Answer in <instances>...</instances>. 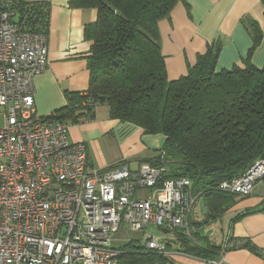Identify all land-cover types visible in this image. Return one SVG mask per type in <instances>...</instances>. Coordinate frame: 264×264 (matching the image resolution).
<instances>
[{"label": "built area", "instance_id": "2783aa9c", "mask_svg": "<svg viewBox=\"0 0 264 264\" xmlns=\"http://www.w3.org/2000/svg\"><path fill=\"white\" fill-rule=\"evenodd\" d=\"M15 16L0 10V264H122L129 251L166 255L178 233L192 238L196 197L189 178L167 177L163 149L138 169L123 162L93 170L87 142L71 141L65 122L37 111L48 38L22 29ZM263 180L264 155L220 187L248 196ZM203 260L227 264L223 253Z\"/></svg>", "mask_w": 264, "mask_h": 264}, {"label": "trees", "instance_id": "16d2710c", "mask_svg": "<svg viewBox=\"0 0 264 264\" xmlns=\"http://www.w3.org/2000/svg\"><path fill=\"white\" fill-rule=\"evenodd\" d=\"M179 1L70 0L72 7L97 10L96 20L84 30L91 42L86 56L89 87L86 92L70 91L67 104L49 117L77 124L93 119L96 107L106 104L110 118L139 126L145 134L165 135L162 149L171 168L167 177L189 178L195 204L203 199L208 215L216 218L242 196L221 189V184L242 175L264 155V66L251 62L264 28L257 20L243 18L253 44L242 64L218 71L222 43L215 41L197 54L186 74L171 80L159 21L169 17ZM5 8L15 12V22L22 29L48 35V2L0 0V10ZM156 157L146 162L155 163ZM193 233L192 238L178 233V239L204 259L238 247L264 256V250L249 241L229 239L235 245L226 241L224 246H205ZM148 260L175 264L164 254L134 251L123 255L121 262Z\"/></svg>", "mask_w": 264, "mask_h": 264}, {"label": "crops", "instance_id": "0c3cea01", "mask_svg": "<svg viewBox=\"0 0 264 264\" xmlns=\"http://www.w3.org/2000/svg\"><path fill=\"white\" fill-rule=\"evenodd\" d=\"M38 1L49 3V65L35 78V106L40 114L49 116L67 104L70 91L86 92L89 87L90 71L86 56L91 42L85 38L84 30L88 23L96 20L97 10L72 7L70 0ZM243 18L257 20L264 28L262 0L179 1L170 16L159 21L169 78L174 80L186 74L189 66L196 62L197 54L205 52L207 45L215 41L222 43L218 71L242 64L253 44ZM251 62L259 68L264 66V34L251 56ZM99 106L93 119H83L69 127L71 141L87 142L91 169L104 170L123 162L132 169H138L141 163L158 156L164 146L165 135L145 134L139 126L110 118L108 106L104 111H100ZM208 211L203 199L193 207L191 219L199 244H216L217 240L211 241L209 233L213 229L217 234L223 217L230 213L228 226L226 229L222 226V233L217 236L221 242L216 245L224 246L232 239L242 243L249 241L264 250V180L256 185L252 194L240 196L220 216L211 218ZM223 254L227 264H264L262 254L246 247L223 251Z\"/></svg>", "mask_w": 264, "mask_h": 264}, {"label": "rangeland", "instance_id": "374dc122", "mask_svg": "<svg viewBox=\"0 0 264 264\" xmlns=\"http://www.w3.org/2000/svg\"><path fill=\"white\" fill-rule=\"evenodd\" d=\"M99 110L100 111H104L107 109V105H100L99 106ZM4 124V113L1 112L0 113V125L3 126ZM69 127L70 126H75L76 124L73 123H66ZM229 217H230V213H227L224 217H223V222L221 224L220 222V227H218V233L216 234L215 231L212 229L211 232L209 233V236L211 237V241L213 240H217L216 244H219L221 241L218 240L217 236L222 233L221 228L222 226L226 229L228 226V222H229ZM196 230V229H195ZM152 234L159 233V230H155L153 228H151L149 230ZM193 232L194 228H193ZM123 235H125L127 238H138L140 237L137 233H124ZM183 236V235H182ZM178 237V235H177ZM185 236H183L184 238ZM186 238V237H185ZM198 238V237H197ZM179 240V239H178ZM177 239H171L169 240L170 246L168 248L169 253L166 254V256L175 264H206L205 261L203 260L204 258H201V256H199V252H197L196 250L193 249H188V247L186 245H183L182 243H180V241H178ZM222 240V239H221ZM190 243V241H188ZM124 244V242H123Z\"/></svg>", "mask_w": 264, "mask_h": 264}]
</instances>
